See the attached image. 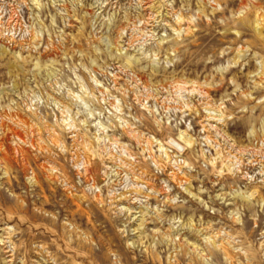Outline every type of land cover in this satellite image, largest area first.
Segmentation results:
<instances>
[{"label":"rangeland","instance_id":"obj_1","mask_svg":"<svg viewBox=\"0 0 264 264\" xmlns=\"http://www.w3.org/2000/svg\"><path fill=\"white\" fill-rule=\"evenodd\" d=\"M0 264H264V0H0Z\"/></svg>","mask_w":264,"mask_h":264},{"label":"bare ground","instance_id":"obj_2","mask_svg":"<svg viewBox=\"0 0 264 264\" xmlns=\"http://www.w3.org/2000/svg\"><path fill=\"white\" fill-rule=\"evenodd\" d=\"M2 30H3V28H2ZM4 32H5V31H4ZM4 32H3V33H4ZM174 144H175L177 147L180 146L179 143H177L176 141L174 142ZM103 179H104V178H103V176H102V177L100 178V180L103 181Z\"/></svg>","mask_w":264,"mask_h":264}]
</instances>
